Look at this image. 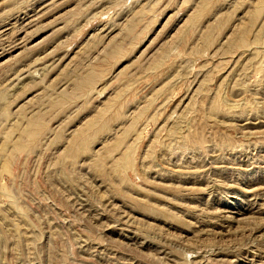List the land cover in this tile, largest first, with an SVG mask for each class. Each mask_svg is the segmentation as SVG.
I'll return each mask as SVG.
<instances>
[{"label": "rangeland", "instance_id": "1", "mask_svg": "<svg viewBox=\"0 0 264 264\" xmlns=\"http://www.w3.org/2000/svg\"><path fill=\"white\" fill-rule=\"evenodd\" d=\"M0 264H264V0H0Z\"/></svg>", "mask_w": 264, "mask_h": 264}]
</instances>
